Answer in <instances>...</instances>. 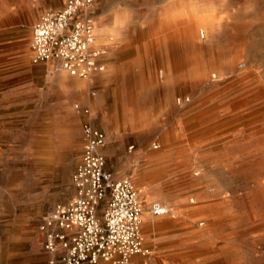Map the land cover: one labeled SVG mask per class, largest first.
<instances>
[{"label": "rangeland", "instance_id": "1", "mask_svg": "<svg viewBox=\"0 0 264 264\" xmlns=\"http://www.w3.org/2000/svg\"><path fill=\"white\" fill-rule=\"evenodd\" d=\"M64 1L0 0L1 73L14 69L21 57L31 63L33 23ZM167 1L93 3L94 25L111 26L114 14L126 10L133 39L110 34L111 45H94L107 60L105 70L90 79L65 73L61 80L52 68L45 69L38 83L45 104L41 129L0 128V264L47 263L40 225L57 203L74 194L71 175L82 154L81 123L87 118L105 133L106 169L116 179L133 181L144 210L158 200L169 212L157 216L159 222L150 228L142 223L148 253L133 255L125 264H264V0H201L214 1L213 13L226 18L211 31L213 46L226 48L228 58L232 47L242 51L235 66L223 67L210 81L190 84L180 81L192 79L182 74L191 64L186 58L200 49L174 40L176 56L167 59V24L159 33L154 30ZM154 37L160 42L136 66L142 43ZM12 42L18 43L14 51L8 48ZM171 64L179 107L124 109V78L154 69L159 98ZM81 107L89 108L88 116ZM138 117L145 121L135 125ZM139 186L153 196L146 204Z\"/></svg>", "mask_w": 264, "mask_h": 264}, {"label": "built area", "instance_id": "2", "mask_svg": "<svg viewBox=\"0 0 264 264\" xmlns=\"http://www.w3.org/2000/svg\"><path fill=\"white\" fill-rule=\"evenodd\" d=\"M96 1L65 0L61 7L42 13L32 25L31 62L51 61L53 71L82 79L103 72L105 51L94 46L95 25L89 11ZM81 113L88 116L89 108L81 107ZM81 135L82 154L71 175L74 194L57 203L40 225L42 247L49 255L46 264L101 260L125 264L133 255L148 253L141 232L142 202L129 177L116 179L106 169L103 130L87 118L81 123ZM148 212L160 216L168 209L153 200Z\"/></svg>", "mask_w": 264, "mask_h": 264}, {"label": "bare ground", "instance_id": "3", "mask_svg": "<svg viewBox=\"0 0 264 264\" xmlns=\"http://www.w3.org/2000/svg\"><path fill=\"white\" fill-rule=\"evenodd\" d=\"M214 4V1L168 0L167 4L161 9V14H164L165 16L163 15V20H161V18L158 21V23L155 25L154 30L156 33H159L160 28L163 27L165 23L167 24V38H165L167 41V59H172L176 56L174 40L179 43H181L182 41H187L189 42V44L197 46L200 49L198 53H192L186 58L191 64L189 69L182 74L184 76L188 74L192 76V79L186 80L182 78L183 80L180 81L183 83L185 82L190 84L210 81L216 77L220 69L228 65L230 67L235 66L240 58L242 50H237L238 47L231 48L232 52L230 53V58H228L229 52L226 48H216L212 44L213 36L211 31L213 29H216V31H218L221 25L225 23L224 20L226 19L223 18L222 14L213 13ZM121 23H123L124 26L118 27V25ZM129 23L130 19L127 11L121 10L117 11L114 14L113 24L111 26H104L102 25L103 22L102 24H95V34H97V40L95 41L94 45L98 46L101 43H103L104 45H111L112 41H109L107 37L108 35H114L115 33H119V37H121L120 39H122L123 41H131L133 39V36L129 35L127 30L133 28L129 25ZM110 39L112 40V38ZM158 42H160V38L154 37V39L142 43L144 51L142 52L139 59L134 62L136 66H139V63H142L144 61L145 56L149 57L150 50H153V46H155ZM197 60H200V62H197ZM153 70L148 74L143 73L142 77L136 79L131 76L126 77L125 75L126 78L123 79V88L121 91V102L124 109H130L131 107H134L137 112L141 113V111L146 108L152 109L156 108L157 106H160L161 108H177L180 106L181 101L179 100L178 102H176L174 98L179 94V91L174 84L177 80L174 77V73H176V70H174L173 65L171 64L169 68L167 67V75L164 77L162 82L165 93L162 95V97L160 96L159 98L156 95H158L157 90L161 83H159V80L155 76V72ZM128 73H130V71L127 69L125 71V74ZM256 95H258L257 92ZM155 96L158 98L157 100L154 99ZM135 120V125L139 123L141 124V122L145 121L140 117L136 118ZM143 127V125L138 126V128L141 129H143ZM71 132H73V130H71ZM63 142L64 145H67L69 141L64 140ZM152 147H157V145H153ZM139 192L147 201H149V199H152L153 197L151 191L146 187L139 186ZM142 217H148V214L142 213Z\"/></svg>", "mask_w": 264, "mask_h": 264}, {"label": "crops", "instance_id": "4", "mask_svg": "<svg viewBox=\"0 0 264 264\" xmlns=\"http://www.w3.org/2000/svg\"><path fill=\"white\" fill-rule=\"evenodd\" d=\"M17 47V42H12L8 46L10 51H14ZM106 60L107 58L104 57L103 61ZM14 63L16 64L14 69L0 72V128H12L25 124L27 129H41L45 104L41 96L42 93L38 89V83L41 73L45 69L50 72L53 63L51 61L38 64L27 63L26 59L22 57L16 59ZM65 73V71H57L54 75L62 80L66 78ZM60 86L62 87L61 84ZM144 202L146 204L148 201ZM143 214H148V217H142L145 227L149 226L150 228L151 225L154 226L159 222L155 219L157 216H152L147 210H144ZM167 228H169L167 235L172 238L170 234L172 229H170L171 227ZM167 241L171 242L172 239H167Z\"/></svg>", "mask_w": 264, "mask_h": 264}, {"label": "clouds", "instance_id": "5", "mask_svg": "<svg viewBox=\"0 0 264 264\" xmlns=\"http://www.w3.org/2000/svg\"><path fill=\"white\" fill-rule=\"evenodd\" d=\"M125 23H126V22H125ZM123 26H124L123 23H121V24L118 25V27H123ZM114 35H115V38H116V39H119V33H115Z\"/></svg>", "mask_w": 264, "mask_h": 264}]
</instances>
